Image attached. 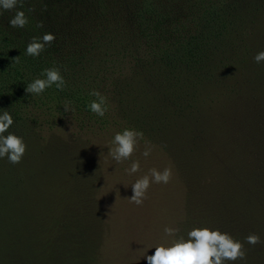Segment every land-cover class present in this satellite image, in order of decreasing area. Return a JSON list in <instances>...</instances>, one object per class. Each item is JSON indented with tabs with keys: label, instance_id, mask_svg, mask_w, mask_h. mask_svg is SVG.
<instances>
[{
	"label": "trees",
	"instance_id": "trees-1",
	"mask_svg": "<svg viewBox=\"0 0 264 264\" xmlns=\"http://www.w3.org/2000/svg\"><path fill=\"white\" fill-rule=\"evenodd\" d=\"M16 7L28 17L23 28L8 25L15 9L0 11V111L12 114L8 131L26 150L17 164L0 158V264H102V180L84 152L93 137L126 127L174 164L185 188L177 236L205 225L242 241L254 232L260 241L229 264H264V62L252 59L264 49V0ZM45 32L55 39L25 55ZM49 67L65 87L25 93ZM91 89L106 97L103 117L86 107Z\"/></svg>",
	"mask_w": 264,
	"mask_h": 264
},
{
	"label": "clouds",
	"instance_id": "clouds-1",
	"mask_svg": "<svg viewBox=\"0 0 264 264\" xmlns=\"http://www.w3.org/2000/svg\"><path fill=\"white\" fill-rule=\"evenodd\" d=\"M18 3H21V0H0V11L15 9L14 14L8 19V25L12 28H23L28 23L24 10L16 7ZM54 39L55 35L51 32H45L39 37L33 36L27 42L24 54L37 57ZM252 59L257 64L264 62V49L258 50ZM65 84L66 81L60 69L49 67L42 69L40 75L25 84L24 91L38 96L53 85L56 89L62 90ZM89 95L95 99L91 100L86 107L90 112L103 117L107 110L106 97L96 89H91ZM63 109L65 112L74 111L71 104L67 102L63 105ZM12 124V114L6 109L0 111V158H6L9 163L17 164L25 153L26 143L23 136L8 131ZM142 135L141 131L130 127L115 132L108 154L117 163L128 160L138 145V138ZM150 152L151 147L145 146L142 155L147 157ZM139 167V161L132 160L125 171L133 174L139 170ZM171 176L172 169L168 166L162 169H149L148 173L139 176L130 184L132 190L129 196L130 201L137 205L142 204L150 183L167 184ZM178 231L175 227H164L163 233L167 240L148 246L147 249L154 248V251L151 254H146L145 251L142 255L146 264H229V262L245 258V242L254 245L260 241V236L254 232L248 233L242 241L229 232L207 225L192 227L186 232V237L177 236Z\"/></svg>",
	"mask_w": 264,
	"mask_h": 264
},
{
	"label": "rangeland",
	"instance_id": "rangeland-1",
	"mask_svg": "<svg viewBox=\"0 0 264 264\" xmlns=\"http://www.w3.org/2000/svg\"><path fill=\"white\" fill-rule=\"evenodd\" d=\"M111 139L109 135L93 137L90 144H86L88 151L84 152V159L94 162L87 168L92 167L93 172L101 174L102 190L100 199L96 200L101 202L109 224L100 258L102 264H146L142 255L145 251L146 254L154 251V248L147 249L148 246L167 240L164 227L176 228L184 218L185 188L174 171L173 162L160 149L138 141L129 159L117 163L108 154V149L112 147ZM145 146L151 147L147 157L142 155ZM132 160L139 161L140 167L136 173L128 174L125 169ZM165 166L172 169L169 182L150 183L140 205L130 201V184L148 173L149 169Z\"/></svg>",
	"mask_w": 264,
	"mask_h": 264
}]
</instances>
